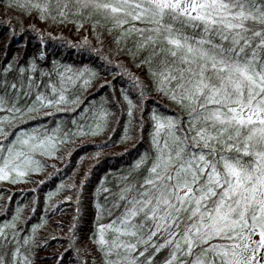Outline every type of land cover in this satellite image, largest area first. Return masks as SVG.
<instances>
[{"label":"snow or ice","instance_id":"obj_1","mask_svg":"<svg viewBox=\"0 0 264 264\" xmlns=\"http://www.w3.org/2000/svg\"><path fill=\"white\" fill-rule=\"evenodd\" d=\"M0 15L36 42L0 60V183L35 185L29 203L0 197V264H35L65 205L50 238L76 264H264V0H0ZM121 124L137 150L122 174L89 190L91 167L77 181L50 163Z\"/></svg>","mask_w":264,"mask_h":264},{"label":"trees","instance_id":"obj_2","mask_svg":"<svg viewBox=\"0 0 264 264\" xmlns=\"http://www.w3.org/2000/svg\"><path fill=\"white\" fill-rule=\"evenodd\" d=\"M5 18L6 17L4 15H0V21ZM12 23L13 25H16L17 30H19L20 25H17L15 20H13ZM31 23H35L38 28H46V26L40 23L39 21H33L28 18H25L23 20V26L25 28H27L28 25ZM47 30L53 31L54 34H60V32L62 31L63 35L72 41H77L82 35L86 34H78L75 31H70L69 28H65L62 30L48 28ZM25 39H27L28 42L27 54L30 55L36 47V42L31 33H25L23 37L17 36L15 39H10V33L6 31L3 27H0V60H3L5 52H7L8 59H11L12 56L17 54L18 52L24 54L25 50L23 49L22 45L25 43ZM93 43H95L94 40ZM63 55L67 57V61L69 63L81 59V57L76 55L74 52L69 53L68 50H64ZM83 59L85 63L88 62L86 57H84ZM152 98L159 99V97H157L155 93H152ZM108 135H111V142H109L107 146L101 149L99 145L108 140ZM122 135L123 126L121 124V126L116 127V131L114 134L109 133L95 138H88V140L84 143L83 147H80L78 142L77 146H75L76 150L73 152L70 161L65 163H61L59 161H50V163H56L58 168L64 169L65 178L68 176H73V170H76L78 175H76L74 179L77 181L82 178L83 173L91 167L92 175L89 182V190H91L97 183H99L100 178L103 177L105 173L111 171L115 175L122 174L119 172V170L122 168L126 169L127 166L131 163V161L136 157L137 150L131 149L132 142L121 141ZM145 135H147V133H145ZM125 149H129L130 151L128 153H125ZM143 150L144 147L138 148V151ZM96 152H101L99 163H97L95 159H92L93 155ZM122 153H124V155H121ZM80 157H85V159L80 160ZM93 165H95V167H92ZM48 171H52V169H48ZM43 178V176L34 177V179ZM108 179L112 182V185L115 184V179L113 176H109ZM58 182L59 178L49 182L48 186L43 187L42 190L39 192L41 205L40 208L37 210L36 219L32 221L33 223L37 222L42 212L44 193L47 192L49 188L54 187L55 184ZM34 187L35 185L31 183H21L17 185L0 183V197H2L4 201H7L8 197L11 196L12 207H15L17 202L29 203L33 198V193L28 190ZM3 189H7V191H2ZM67 194L68 193H61L58 195L57 199L63 200L64 196ZM64 207L66 209L65 213L58 212L55 216H50L49 222L46 227L40 230L39 235L42 238L47 239L48 243L46 247H43L37 251L36 256L38 258L36 259L35 264H59L58 258L61 254H63L64 257L63 264H76L75 252L65 251L68 248V239L50 238L52 236L64 237L65 233L67 232V228H65L63 231L60 230L56 225V221H60L61 223L67 225L74 214V205H65ZM82 210L84 213L82 225L85 227L86 230L88 227H91V220L94 217V209L91 207L90 203L86 202L83 205ZM80 246H83V242Z\"/></svg>","mask_w":264,"mask_h":264}]
</instances>
